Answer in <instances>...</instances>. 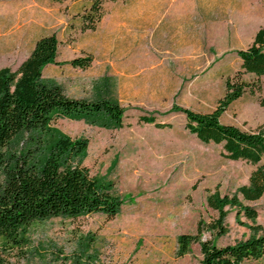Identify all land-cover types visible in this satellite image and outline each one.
Returning <instances> with one entry per match:
<instances>
[{
	"label": "rangeland",
	"instance_id": "374dc122",
	"mask_svg": "<svg viewBox=\"0 0 264 264\" xmlns=\"http://www.w3.org/2000/svg\"><path fill=\"white\" fill-rule=\"evenodd\" d=\"M97 1L102 17L93 31L80 30L89 0L0 2V69L15 70L31 38L54 34L55 60L62 65L45 66L42 81L58 85L69 98L103 99L124 109L121 128L69 119L50 124L71 139L86 140L80 166L109 183L121 207L111 218L89 214L33 222L21 238L0 240V264H198V242L178 256L176 238L194 236L198 221L214 219L205 198L233 194L247 184L254 166L223 158L220 145L200 143L185 129L184 116L172 110L209 113L219 104L224 80L239 70L235 52L250 44L264 22L263 0ZM83 56L91 58L88 67L67 64ZM260 97L264 75L260 92L228 104L220 122L254 130L264 122ZM143 115L168 128L139 122ZM31 137L17 134L3 151L40 150ZM245 204L255 209L253 223L264 235V191ZM240 221L228 210L226 233L203 232L200 240L217 246L244 240L251 222ZM241 264H264V254Z\"/></svg>",
	"mask_w": 264,
	"mask_h": 264
},
{
	"label": "trees",
	"instance_id": "16d2710c",
	"mask_svg": "<svg viewBox=\"0 0 264 264\" xmlns=\"http://www.w3.org/2000/svg\"><path fill=\"white\" fill-rule=\"evenodd\" d=\"M101 17L100 3L89 0L80 30L93 31ZM57 44L54 34L41 36L15 70L0 69V240L4 242L21 238L33 222L89 214L111 218L118 214L122 204L112 194L109 183L89 177L87 170L80 166L86 140L71 139L50 127L53 120L69 119L92 124L105 122L121 128L124 112L107 100L69 98L58 85L42 81L45 66L62 65L55 60ZM263 48L264 23L251 43L235 52L239 70L233 80H224V97L211 112L199 113L180 107L172 110L184 116L185 129L200 143L220 145L223 158L254 166L247 184L238 187L233 194L220 196L213 192L205 198L206 207L215 212L214 219L208 223L198 221L194 236L181 234L176 238L178 256L187 253L191 242H198L201 255L198 264H241L256 261L264 254V235L258 234L261 228L253 223L257 213L245 204L258 200L264 191V122L246 132L219 120L225 107L244 93L260 92V78L264 75ZM90 61L89 56H83L67 64L84 69ZM242 75L251 78L243 81ZM258 105L264 108V97L258 98ZM138 121L157 129L168 128L167 124L156 122L152 115L140 116ZM20 133L31 134V139L42 144L40 150L5 154L3 149ZM228 210L234 212L237 224L242 225L240 218L251 222L247 226L251 235L224 246L200 240L203 232L217 237L226 233L223 221Z\"/></svg>",
	"mask_w": 264,
	"mask_h": 264
},
{
	"label": "crops",
	"instance_id": "0c3cea01",
	"mask_svg": "<svg viewBox=\"0 0 264 264\" xmlns=\"http://www.w3.org/2000/svg\"><path fill=\"white\" fill-rule=\"evenodd\" d=\"M9 1H15V0H0V2H9ZM264 23V22H263ZM263 25V24H262ZM261 27V26H260ZM258 30V29H257ZM256 30V31H257ZM255 31V32H256ZM255 32L253 33V35H252V38H251V41H252V39H253V36H254V34H255ZM41 36H44V35H38V36H36V37H33V38H31L30 40H29V46H28V49H27V53H26V55L23 57V59L19 62V64L27 57V55L29 54V52L31 51V49L33 48V45H34V43H35V41L38 39V38H40ZM251 43V42H250ZM263 50H264V48H263ZM18 64V65H19ZM232 125V124H231Z\"/></svg>",
	"mask_w": 264,
	"mask_h": 264
}]
</instances>
